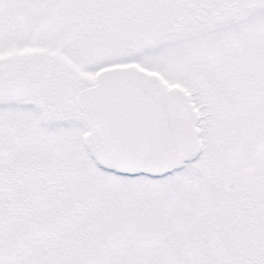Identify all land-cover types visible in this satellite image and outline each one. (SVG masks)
<instances>
[{
  "label": "snow or ice",
  "instance_id": "obj_1",
  "mask_svg": "<svg viewBox=\"0 0 264 264\" xmlns=\"http://www.w3.org/2000/svg\"><path fill=\"white\" fill-rule=\"evenodd\" d=\"M0 264H264V0H0Z\"/></svg>",
  "mask_w": 264,
  "mask_h": 264
}]
</instances>
